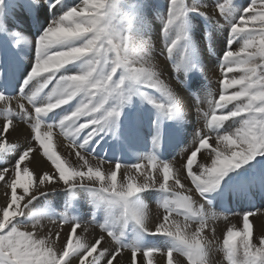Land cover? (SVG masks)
I'll return each instance as SVG.
<instances>
[{"label": "bare ground", "instance_id": "1", "mask_svg": "<svg viewBox=\"0 0 264 264\" xmlns=\"http://www.w3.org/2000/svg\"><path fill=\"white\" fill-rule=\"evenodd\" d=\"M48 1L6 0L4 3L2 0L0 3V94H3L5 85L11 87L9 96L3 94L5 101L8 102L7 106L0 102V117L13 121V127L10 126L6 134L7 147L0 151V165L4 164L8 170H12L26 150L33 147L39 149L33 129L40 123L43 130L53 131L52 151L77 169L83 165L77 162L73 145L86 158H94L91 161L93 164L96 160L103 161L102 167L106 172L119 163L122 167L117 175L118 185L121 175L126 171L125 168H131L137 163L147 165L149 159H154L160 165H172L188 191L180 188H176L175 191L171 181L168 189L154 185L142 190L132 198V202L143 210L141 220L137 221L131 215L125 214L122 204H110L108 194L101 191L97 181L77 178L68 185L58 182L34 189V195L27 198L28 203L22 210L24 219L20 220L19 215L13 220V225L23 230H31V226L39 222L37 234L42 236L48 235L50 231H59L60 237H54L56 246L59 247L64 234L69 231V225L78 223L81 227L77 228L74 236L83 237L86 248L101 236L105 237L102 247L107 249V253L103 258L97 257V264H107V259L117 247L124 248L117 257L119 264H129L132 249L139 250L137 264L141 260L143 264H149V260L151 264H167L165 255L167 251L174 249L175 245H178L179 249L181 246L174 237L157 234L155 231L156 226L166 215L163 205L165 201L173 199L179 202L184 195H191L196 215L192 216L190 210L183 212L177 206L170 216L169 224L173 231L180 226L181 234L192 241L199 239L195 236L199 222L208 220V229L201 233V236L205 237L206 264H230L223 240L229 228L235 226L234 231L243 229L245 213H254L249 216V223L252 226L251 242L259 247L260 240L264 238V155L242 162L238 168L228 171L217 186L203 195L194 191L190 179H184L186 158L198 146L200 139L203 136L215 137L234 133L241 127L244 119L236 117L226 120L212 125V129L208 123L210 114L215 110L213 101L218 99L221 79L224 78V73L218 70L222 66L221 58L225 50L220 52L218 57L210 54L205 44L216 47L219 42L223 43L228 36L227 27H218L213 23L201 24L200 20L199 26L195 21L185 26L188 31L195 30L196 43L195 47H192L188 41L176 42L179 38L175 37L176 34L171 38L170 34L164 32L163 37L164 24L162 26L156 23L149 24L152 29L145 36L142 33L137 37L134 49L149 61L155 79L163 85L167 94L143 84L133 85L136 91L129 93L126 85L124 91L127 99L121 103L119 98H109L102 110L106 112L116 108L119 115L112 119L109 117L104 123V130L80 148L88 130L66 134L68 126H62L60 121L86 99L84 94L77 95L69 103L46 114L37 116L34 112L35 107L55 99L53 92L61 78L88 70L89 58H82L65 65L52 78L45 75L28 80L37 60V41L40 36L69 9L82 2L51 0L48 4ZM210 4L206 14L211 17L216 14V10ZM191 8L203 9L194 3ZM190 17L197 20L201 16L190 14ZM174 42L176 44L168 51V46ZM60 47L63 45H57L51 50L55 51ZM172 53H177L178 57L165 60V55ZM8 59L11 62L7 61ZM253 59L258 61L259 57L255 56ZM120 74L122 70L120 72L118 70L114 79L118 80ZM243 74L239 70L234 74L227 73V78H238ZM45 83L46 86L42 87ZM236 90H239V86L230 89L229 94ZM150 100L155 103L149 102ZM157 104L165 105L164 109L158 108ZM169 106L171 111L168 110ZM9 107L11 111L8 110ZM235 107L236 104H229L225 110L231 111ZM217 114L220 112L217 111ZM83 119L90 117H84L80 122H84ZM4 121L0 120V127ZM143 143L146 144V148L142 147ZM150 145L164 153V161L151 152ZM203 152L204 150L198 154V162L202 159ZM24 163L29 166L34 178L35 176L39 178L49 168L54 167L43 156L42 150L32 152L28 161ZM205 163H210V159ZM10 175L11 172L9 177ZM9 177H6V181ZM5 188L6 182L1 181L0 206H4ZM21 192L22 190L18 189V194ZM207 196L217 197L214 207H210L204 200ZM225 202L230 203V210L227 213H223L220 208ZM108 218L110 223L106 225ZM185 225L187 227H184ZM109 232L113 235L108 236ZM236 239L239 241L240 237ZM145 249L158 251L147 258L143 256ZM84 251L85 249H81L70 255L66 264H79ZM242 259L241 252L238 260ZM117 261H113V264H117ZM172 264H190V261L185 255L174 251Z\"/></svg>", "mask_w": 264, "mask_h": 264}, {"label": "snow or ice", "instance_id": "2", "mask_svg": "<svg viewBox=\"0 0 264 264\" xmlns=\"http://www.w3.org/2000/svg\"><path fill=\"white\" fill-rule=\"evenodd\" d=\"M171 3L176 5L177 0H171ZM181 14L182 10L171 8L168 22H172L173 16ZM114 19L115 12L110 7V0H82L58 21L53 22L37 41V60L28 80L45 75L52 78L65 65L78 59L89 58L87 71L61 78L53 92L55 99L34 109L35 114L40 116L69 103L77 95L84 94L86 99L60 121L62 126H68L66 134L88 130L80 148L104 130V123L109 117L119 115L116 108L106 112L102 110L109 98H119L121 103L127 99L124 91L126 85L129 93L136 91L133 85L142 83L146 87L167 94L163 85L155 79L149 61L130 45L128 37L113 23ZM248 24L252 25L251 30L245 27ZM244 33L248 34V39L244 41L242 47L238 51L228 50L224 55V63L220 67L224 78L221 79L218 99L213 101L215 110L210 114L208 121L209 125H216L236 117H244L242 125L234 133L215 137L203 136L185 161L184 179H190L194 191L201 195L217 186L228 171L238 168L242 162H248L258 154H264V65L256 64L253 59L257 55L264 58V0H252L251 5L244 10V15L232 25L230 34L232 37ZM76 41L80 43H75ZM174 43L168 46V51H171ZM57 45L63 47L52 51L51 49ZM242 53L247 54L246 58L241 56ZM234 68L244 74L238 78H227V73H232ZM118 70L119 72L122 70V74L116 80L114 77ZM44 86L46 83L42 85ZM235 86H239V90L229 94V90ZM0 102L6 106L8 104L3 94H0ZM149 102L155 103L151 100ZM229 104H236V107L227 111L225 109ZM156 106L160 109L165 107L163 104ZM8 110L11 111L10 107ZM168 110L171 111V106ZM217 111L220 114H217ZM84 117L90 119H83L84 122H80ZM10 126L13 127V121L6 118L0 127V151L7 147L6 134ZM33 131L39 149L33 147L26 150L14 169L0 170V181L6 182L4 206H0V264H66L68 257L81 249L85 251L79 259V264H97V257L103 258L107 253V249L102 247L104 236L87 248L83 237L74 236L77 228L81 227L78 223L69 225V231L64 234L59 247L56 246L54 239L60 237L59 231H50L48 235L42 236L37 234L39 222L32 225L31 230H23L13 225V220L21 215L28 203L27 198L34 195L33 190L37 187L58 182L68 185L77 178L95 180L100 184L101 191L108 194L110 204H122L125 214L131 215L137 221L141 220L143 210L132 202V198L142 190L154 185L168 189L171 181L175 191L176 188L188 191L172 165H160L154 159H149L147 165L137 163L131 168H125L126 171L121 175L118 185L117 175L122 167L119 163L106 172L102 167L103 161L95 159L96 163L93 164L91 161L94 158H86L73 145L77 162L83 165L77 169L52 151L51 129L45 131L40 123H37ZM38 150H42L43 156L54 167L49 168L39 178L36 176L34 178L29 166L24 162L28 161L32 152ZM202 150H204L202 159L198 162L197 157ZM209 159L210 163H205ZM6 177H9L7 181ZM18 189L22 190L20 194ZM177 206L183 212L190 210L192 216L196 215L191 195H184L179 202L173 199L165 201L163 208L166 215L156 226L155 231L157 234L174 237L181 246L175 252L185 255L190 264H206L205 237L201 236V233L208 229V220L199 222L195 231V236L199 239L190 241L181 234L180 226L173 231L169 224L170 216ZM251 215L254 213L243 215L242 230L234 231L235 226L227 230L223 246L230 264H264V238L260 240L259 247L251 242L252 226L249 223ZM185 218L188 219L187 216ZM112 235L111 232L108 233V236ZM237 237H240L239 241ZM122 250L124 248L117 247L107 259V264L117 261ZM156 251L158 250L145 249L143 256L150 258ZM173 252V249H169L165 254L167 264H172ZM241 252L242 261L238 260ZM130 253L129 264H137L139 250L132 249ZM139 264H143V260Z\"/></svg>", "mask_w": 264, "mask_h": 264}, {"label": "rangeland", "instance_id": "3", "mask_svg": "<svg viewBox=\"0 0 264 264\" xmlns=\"http://www.w3.org/2000/svg\"><path fill=\"white\" fill-rule=\"evenodd\" d=\"M5 1L6 0H4V3ZM50 3L51 0L48 1V4ZM192 3H194L196 6L200 5L203 9L191 8ZM210 3L212 4L213 9L216 10V14L212 15L211 17L206 14V10H209L208 6ZM251 3L252 0H177L176 5H172L171 0H110V7L113 8L115 12V19L113 23L122 32V34L128 37L129 43L133 48L134 42L138 40L137 37H139V35L142 33L144 34V36L148 34L150 29H152L151 25H154V23L160 26L164 24L162 31L166 29L167 34L169 33L171 38L176 34L175 37L179 36L176 42L188 41L191 43L192 47H195L196 43L195 30L188 31L185 29V26H189L190 24L194 23V21L196 24H198L200 20L201 24L213 23L218 27H227V29L229 30L227 33L228 36L224 39L225 41H223V43L219 42L216 47H214L213 45L208 46L207 44H205V47L210 54L219 57L220 52H223L224 50L226 52L228 50L238 51L242 47L244 41L248 39V34L246 33L239 34L235 37H232L230 34L232 25L236 23L242 15H244V10L248 8ZM173 7L182 10V14L173 16L172 22L169 23V12ZM190 14H197L201 17L195 20V18L190 17ZM199 25L200 24H198V26ZM145 26H147L146 29H144ZM258 27L259 26L257 25V29ZM246 28L251 30L252 25L248 24L246 25ZM258 39L259 37L257 36V40ZM222 44H224L223 47H221ZM212 47L213 49H211ZM181 50L183 49L181 48ZM225 51L222 53V58H224V55L226 53ZM249 51L255 50L249 49ZM246 55V53L241 54V56L244 58H246ZM177 57V53H172L169 55H165V60ZM257 57H259L258 61H261L262 63L258 62L257 60H254V62L256 64L264 65V58H261L259 55H257ZM222 58L221 65L224 63V60ZM7 61L11 62L10 59H8ZM218 71L221 70L219 69ZM237 71H239V69L234 68L233 74ZM0 120H5V118L0 117ZM263 155L264 154H258L254 158L260 156L262 157ZM0 169L4 170L9 168L4 164H1ZM19 218L20 220L24 219V214L21 213Z\"/></svg>", "mask_w": 264, "mask_h": 264}]
</instances>
